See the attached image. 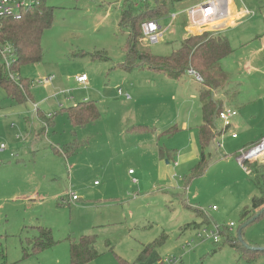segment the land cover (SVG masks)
<instances>
[{"label":"rangeland","instance_id":"rangeland-1","mask_svg":"<svg viewBox=\"0 0 264 264\" xmlns=\"http://www.w3.org/2000/svg\"><path fill=\"white\" fill-rule=\"evenodd\" d=\"M130 1L155 7L154 0H46L54 8V18L40 39L41 60L21 65L17 74L32 80L31 98L12 100L0 86V237L6 264H69V241L91 234L97 236L100 255L87 264H119L115 256L133 261L143 245L159 237L165 241L158 249L160 258L175 257L180 260L175 264H264V253L253 260L240 258L224 235L217 242L205 234L197 236L208 220L219 227L232 222L230 234L237 236L247 222L239 212L257 194L234 153L245 139L264 132V0H233L247 12L235 28L221 32L233 52L221 61L230 81L215 97L237 108L238 116L217 138L222 147L212 150L206 170L198 176L173 162L170 176L160 173L156 147L168 149L178 136L151 135L139 144L136 134L124 136L115 127L118 140L113 147L109 143L107 126L125 102L116 90L128 82H139L134 88L142 87L149 102L169 104L165 110L172 107L177 127L188 111L189 127L201 122L192 88L198 92L200 82L194 76L184 73L177 82L152 75L147 83L143 76L133 77L140 67H118L126 41L125 28L118 22L121 6ZM204 1L174 3L166 16L156 19L163 35L155 43L144 40L143 48L157 56L170 54L187 35L188 8ZM204 32L213 31L196 27L190 36ZM80 74L88 77L85 88L75 82ZM47 76L53 79L46 87L37 82ZM191 93L195 104L188 102ZM84 100L97 105L100 118L73 127L60 107ZM40 111L52 113L40 119ZM242 116L243 126L237 123ZM216 126L222 127L221 122ZM232 129L237 139L230 138ZM72 141L79 147L64 157L63 146ZM69 192L77 200H70ZM199 211L207 213L206 222ZM37 226L49 229L57 243L24 256L31 248L28 240L39 233ZM241 240L264 248V215L245 226Z\"/></svg>","mask_w":264,"mask_h":264},{"label":"trees","instance_id":"trees-1","mask_svg":"<svg viewBox=\"0 0 264 264\" xmlns=\"http://www.w3.org/2000/svg\"><path fill=\"white\" fill-rule=\"evenodd\" d=\"M181 0H154L155 7L149 8L146 4L139 5L134 2H126L121 6L119 26L125 28L126 41L123 46L124 60L118 64L125 71L135 68H147L149 70L164 73L169 79L179 80L188 69L195 70L202 82L197 96L200 102L201 123L197 127V141L199 144L198 160L192 166L191 174L198 176L207 168L214 141L224 130L217 129V113L223 108L221 99L215 98V92L225 88L230 77L223 69L221 61L232 53L231 45L224 36H211L204 32L198 36H188L181 40L179 46L166 56H157L143 48V35L141 24L148 20H160L166 16L174 3ZM54 18V8L41 0L37 5L22 11L18 17H5L0 21V41L8 44L12 49V63L10 71L17 73L20 66L27 63H36L41 60V36L43 31L50 26ZM157 20V21H158ZM97 57V54H90ZM32 80L20 77L12 80L1 62L0 58V86L4 88L12 100L21 101L31 98L30 86ZM60 111L66 114L68 122L73 127L84 126L93 123L100 118V111L96 104L89 101L75 103L68 107H60ZM51 119V118H50ZM177 128L167 130L169 135L175 133ZM226 130V129H225ZM264 136V135H263ZM262 136V137H263ZM260 140L250 142L245 146L257 143ZM79 147L78 142L72 141L64 144L65 155L75 152ZM236 152L234 153V155ZM248 177L257 189V194L251 196L249 203L240 210V218L244 222L264 215V163L257 160L246 162ZM263 209V210H262ZM203 217L204 213L199 211ZM207 221V218H204ZM209 223V221H208ZM248 223V224H249ZM39 233L29 239L31 248L24 256L37 254L52 247L57 243L51 236L49 229L37 226ZM244 227H240L241 233ZM221 236L224 235L230 246L234 247L240 258L253 260L264 250L247 248L241 244L237 236L231 235L226 227H221ZM96 234L81 236L78 240L69 241V264H87L95 260L100 253L96 247ZM163 237H159L145 245L139 251L133 261L115 256L119 264H154L160 259L158 249L164 243ZM242 245V246H241ZM5 248L0 237V264H6Z\"/></svg>","mask_w":264,"mask_h":264},{"label":"crops","instance_id":"crops-1","mask_svg":"<svg viewBox=\"0 0 264 264\" xmlns=\"http://www.w3.org/2000/svg\"><path fill=\"white\" fill-rule=\"evenodd\" d=\"M228 2H229V0H228ZM245 12H246L245 9L237 8L235 2L233 0H231V7H230V9L228 8L227 20L224 21L223 23H221L220 25H218V27L211 29L213 31V32H211L212 33L211 36H221V32H223L226 28H229V27L235 28L237 25V22L240 21V18L242 16H245L244 15ZM188 36H190V34L187 32V35L185 37H183V39L188 37ZM159 74L165 75L164 73L155 72V71L149 70L147 68H141L137 71L136 74L133 75V77L143 76V78L141 77L143 79V81L149 83V80L147 78L148 76H152V75L158 76ZM133 77H131V78L128 77V78L132 79ZM182 78H180L179 80H175V81L180 82L182 80ZM87 81H88V77H87ZM183 81H185V80H183ZM76 83L78 85H80L78 82H76ZM137 84H139V82H137V83L128 82V83H126V85L123 88L124 91H126L128 93L130 92V95H131V91L133 92V90H134V92H133L134 96H131L129 99H125L123 96H120L121 98L124 99L125 102H123V105L120 106L119 112L113 113L114 114V118L112 116V118L114 120L113 124L107 126L109 129V132H110L109 133V143L111 144L113 142L112 143V147H113V146H115V140L116 139L118 140V138L113 134V132H114L113 128H115V127H116L117 131L123 132L121 135L125 136L126 134L127 135L128 134H136L137 136L134 137V141L136 143H139V144H141V143L144 144L145 142H147L150 138L149 136H151V135H154V136L157 135V137L162 136V135L163 136L169 135L167 133L168 129L177 128L175 133L171 135V136H178L176 141L174 143H172V146L168 147V149H162L159 147V145H157V147H156L158 155H159L158 159L160 162L158 168L160 169V173L163 176L164 175L165 176L171 175L170 173H171V169H173V167L170 165V162H173L174 167H180L181 169H185V168L189 167V169H191L192 166L198 160L199 144L197 141V127L201 122L199 124L196 123V125L193 127V129L191 127H189L188 125L191 123L192 120H190L189 111H188L187 112L188 117L184 118L181 126L177 127V123L174 122L177 120V118H173L174 115H173V112L171 110L172 107H170L169 112H166L165 106H168L169 104L163 103V101H158L155 104L149 102L148 96L145 94V92H142V90H143L142 87L134 88V87H136ZM81 87L85 88L86 86L82 85ZM192 88H193V93H195V97L197 98V102H198L199 108H200V102H199V99L197 96V90H194V87H192ZM137 90H138V92H137ZM193 93H191L189 95V98H188V102L191 104H195ZM145 98H147V101H145ZM158 99L159 98H157L156 100H158ZM113 101H115V98ZM183 103H187V101L184 99ZM223 106H229V105H227L226 103H223ZM229 107H231V106H229ZM232 108L236 109V111L238 112L237 108H235V107H232ZM260 108H261V106H260ZM38 112H39V110H37V113ZM49 113H52V112H48L45 114L43 111H40V114H39L40 119H42L43 116L45 117V115H48ZM65 116H66V114H65ZM237 116H238V113L233 117L232 121ZM248 117H249V114H248ZM66 119H67V117H66ZM49 121H51V120H49ZM244 121H245V119L242 116L240 120L239 119L237 120V123L238 124L242 123L241 125L243 126ZM239 122H241V123H239ZM256 123H257V121H256ZM172 124H174V125H172ZM231 126L229 128H232ZM79 127H82V126H79ZM217 129H219V127ZM226 131L227 130H225V132ZM231 133H236V132L234 129L231 130L230 138L232 140L238 138V136H239L238 133H236L237 134L236 137H232ZM147 134H150V135H147ZM221 135H219L218 137H221ZM263 135H264V132L257 134L253 138L245 139L244 142H242L237 147V149H240L241 147L245 146L246 144L257 140L258 138H261ZM107 143H108V141H107ZM228 144H229V142H227V145ZM214 149L217 150L215 147H213L212 150H214ZM70 155H72V154H70ZM64 157H67V155H64ZM164 158H167L165 163L163 161ZM128 172H129V170H128ZM246 175L248 176V173ZM124 190H125V188L121 191V194H123ZM250 198H249V200H250ZM245 205H247V204H245ZM204 216L207 217V213L204 212ZM211 223H212V221L210 220L208 223V226H210Z\"/></svg>","mask_w":264,"mask_h":264},{"label":"built area","instance_id":"built-area-1","mask_svg":"<svg viewBox=\"0 0 264 264\" xmlns=\"http://www.w3.org/2000/svg\"><path fill=\"white\" fill-rule=\"evenodd\" d=\"M41 0H0V21L5 17H18L22 11H25L35 5H37ZM190 16V24L187 26V32L191 35L192 28L201 27L211 30L228 18V0H205L197 5L191 6L187 10ZM247 12V10H246ZM175 14L171 16V19L175 18ZM192 27V28H190ZM190 28V29H189ZM141 30L143 39L147 42L155 43L163 35L162 28L158 24L157 20H148L141 24ZM12 49L6 43H1L0 41V58L5 69L8 72V76L12 80H17L19 76L17 73H12L10 71V65L12 63ZM188 75L194 76L195 80L202 82L200 75L193 69H188L186 71ZM52 76H47L42 80H38L39 84H43L46 87L50 81H52ZM75 81L79 84L86 86L87 76L85 74H80L75 77ZM119 96H123L125 99L131 97L130 93L124 91L122 88H117L116 90ZM237 114L236 109L232 107H223L217 113V120L221 122L220 127L222 130L228 129L232 125V119ZM232 137H236V133H231ZM214 147L219 149L222 147V143L218 140L214 141ZM237 163L248 173L246 167V162L250 160H257L264 163V136L260 138L257 143L241 147L235 154ZM132 173V170H129ZM133 183H137V179L132 178ZM68 197L70 200H77V196L69 192ZM214 208V207H213ZM233 223L231 222L227 227V231L230 232ZM221 227L217 226L215 223H211L208 227H203L197 232V236L206 235V238L212 242H217L219 237H221ZM179 259L173 258H160L154 264H175L179 262Z\"/></svg>","mask_w":264,"mask_h":264},{"label":"water","instance_id":"water-1","mask_svg":"<svg viewBox=\"0 0 264 264\" xmlns=\"http://www.w3.org/2000/svg\"><path fill=\"white\" fill-rule=\"evenodd\" d=\"M218 27V26H217ZM263 160H264V158H263ZM263 210V209H262ZM250 221H247L246 223H244L243 225H242V227H244V226H246L248 223H249ZM237 238H238V240L239 241H241V243L245 246V247H247V248H254V249H258V250H264V248H258V247H252V246H249L248 244L246 245L245 243H243L242 242V240H241V229H239L238 230V232H237Z\"/></svg>","mask_w":264,"mask_h":264}]
</instances>
